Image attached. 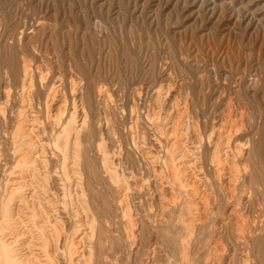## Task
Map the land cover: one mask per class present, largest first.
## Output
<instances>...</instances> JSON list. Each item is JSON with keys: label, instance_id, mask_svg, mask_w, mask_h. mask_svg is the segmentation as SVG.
<instances>
[{"label": "rangeland", "instance_id": "1", "mask_svg": "<svg viewBox=\"0 0 264 264\" xmlns=\"http://www.w3.org/2000/svg\"><path fill=\"white\" fill-rule=\"evenodd\" d=\"M0 237L16 264H264V0H0Z\"/></svg>", "mask_w": 264, "mask_h": 264}, {"label": "bare ground", "instance_id": "2", "mask_svg": "<svg viewBox=\"0 0 264 264\" xmlns=\"http://www.w3.org/2000/svg\"><path fill=\"white\" fill-rule=\"evenodd\" d=\"M47 43H48V42H47ZM38 59H39V58H38ZM23 61H24V60H23ZM39 61L41 62V60H39ZM25 63H26V62H25ZM37 64H38V63H37ZM41 64H42V63H41ZM26 65H27V63H26ZM23 66H24V65H23ZM26 67H27V66H26ZM26 67H25V68H26ZM35 67H36V66H35ZM44 67H45V66H44ZM27 68H29V67H27ZM25 71H26V69L24 70V73H25ZM40 71H41V70H40ZM28 72L30 73V71H28ZM72 73H73V72H72ZM26 74H27V73H26ZM30 74H31V73H30ZM28 75H29V74H28ZM28 75H27V77H28ZM24 76H25V75H24ZM43 76H44V75H43ZM55 76H56V74H55ZM44 78H45V77H44ZM44 78H43V79H44ZM74 78H75V77H74ZM23 81H24V80H23ZM24 82H25V81H24ZM60 82H61V81H60ZM57 83H58V82H57ZM166 83H167V82H166ZM28 84H29V83H28ZM53 84H54V83H53ZM26 86H27V85H26ZM75 86H76V85H75ZM99 86H100V85H99ZM56 87H58V86H56ZM53 88H54V87H53ZM72 88H73V87H72ZM77 88H78V87H77ZM101 88H102V87H101ZM168 88H169V87H168ZM23 89H24V88H23ZM26 89H27V88H26ZM29 89H30V88H29ZM70 89H71V88H70ZM98 89H99V88H98ZM98 89H97V90H98ZM133 89H134V88H133ZM4 90H5V89H4ZM30 90H31V89H30ZM57 90H58V89H57ZM68 90H69V89H68ZM50 91H51V89H50ZM53 91H54V90H53ZM157 91H158V90H157ZM23 92H24V91H23ZM31 92H32V91H31ZM51 92H52V91H51ZM57 92H58V91H57ZM75 92H76V91H75ZM26 93H27V92H26ZM52 93H53V92H52ZM52 93H51V94H52ZM136 93H137V92H136ZM160 93H161V92H160ZM22 94H23V93H22ZM96 94H98V93H96ZM158 94H159V93H158ZM158 94H157V95H158ZM166 94H167V93H166ZM32 95H33V94H32ZM99 95H100V94H99ZM26 96H27V95H26ZM22 97H23V96H22ZM57 97H58V96H57ZM158 97H159V95H158ZM161 97H162V96H161ZM51 99H52V97H51ZM56 99H58V98H56ZM160 99H161V98H160ZM28 100H29V99H28ZM48 101H49V100H48ZM49 102H50V101H49ZM58 103H59V102H58ZM160 103H161V101H160ZM43 104H44V103H43ZM46 104H47V103H46ZM48 104H49V103H48ZM77 104H78V103H77ZM75 105H76V104H75ZM75 105H74V106H75ZM232 105H233V104H232ZM52 106H53V105H52ZM27 107H28V106H27ZM48 107H49V106H48ZM53 107H54V106H53ZM79 107H81V106L79 105ZM175 107H176V106H175ZM21 108H23V106H22ZM24 108H25V107H24ZM24 108H23V109H24ZM28 108H29V107H28ZM61 108H62V107H61ZM173 108H174V107H173ZM180 108H181V107H180ZM183 108H184V106H183ZM51 109H52V108H51ZM30 110H31V109H30ZM74 110H75V109H74ZM100 110H101V109H100ZM85 111H86V109H84V106H82V125H81V128H82L83 125L85 124V119H86V112H85ZM59 112H60V111H59ZM78 112H79V111H78ZM154 112H155V111H154ZM170 112H171V111H170ZM181 112H182V110H181ZM28 113H29V112H28ZM69 114H71V113H69ZM171 114H172V113H171ZM182 114H183V113H182ZM223 114H224V113H223ZM18 115H19V114H18ZM23 115H24V114H23ZM53 115H54V114H53ZM61 116H62V115H61ZM156 116H157V115H156ZM243 116H244V115H243ZM243 116H241V117H243ZM46 117H47V116H46ZM56 117H57V116H56ZM148 117H149V116H148ZM150 117H152V115H150ZM182 117H183V115H182ZM224 117H225V116H224ZM226 117H227V116H226ZM23 118H24V117H23ZM23 118H22V119H23ZM78 118H79V117H78ZM171 118H172V116H171ZM56 119H57V118H56ZM56 119H55V120H56ZM62 119H63V118H62ZM80 119H81V117H80ZM178 119H179V118H178ZM182 119H183V118H182ZM187 119H188V118H187ZM228 119H229V118H228ZM25 120H26V119H25ZM25 120H24V121H25ZM30 120H31V119H30ZM33 120H34V119H33ZM160 120H161V119H160ZM175 120H176V119H175ZM175 120H174V121H175ZM226 120H227V119H226ZM232 120H233V119H232ZM64 121H65V120H64ZM163 121H164V120H163ZM222 121H223V120H222ZM228 121H229V120H228ZM223 122H226V121H223ZM16 123H17V122H16ZM25 123H26V122H25ZM51 123H52V122H51ZM68 123H69V122H68ZM186 123H187V122H186ZM27 124H28V123H27ZM229 124H230V123H229ZM25 126H26V125H25ZM50 126H51V125H50ZM154 126H155V125H154ZM163 126H164V124H163ZM51 127H52V126H51ZM172 127H173V125H172ZM186 127H187V124H186ZM192 127H193V126H192ZM212 127H213V126H212ZM229 127H230V126H229ZM235 127H236V126H235ZM21 128H23V126H22ZM21 128H18V134H19V132L21 133V132L24 131V130L22 131ZM25 128H26V127H25ZM65 128H66V127H65ZM67 128H68V127H67ZM159 128H160V127H159ZM184 128H185V127H184ZM215 128H216V127H215ZM215 128H214V129H215ZM23 129H24V128H23ZM29 129H30V128H29ZM50 129H51V128H50ZM69 129H70V128H69ZM154 129H155V127H154ZM74 130H75V129H74ZM155 130H156V129H155ZM182 130H184V129H182ZM217 130H218V129H217ZM27 131H28V129H27ZM64 131H65V130H64ZM68 131H69V130H68ZM71 131H73V130H71ZM215 131H216V130H215ZM229 131H230V130H229ZM136 132H137V131H136ZM156 132H157V131H156ZM178 132H180V131H178ZM221 132H222V131H221ZM23 133H24V132H23ZM51 133H52V132H51ZM71 133H72V132H71ZM157 133L159 134V132H157ZM172 133H173V132H172ZM219 133H220V132H219ZM226 133H229V132L226 131ZM235 133H236V132H235ZM26 134H27V133H26ZM49 134H50V133H49ZM136 134H137V133H136ZM141 134H142V133H141ZM161 134H162V133H161ZM180 134H181V133H180ZM197 134H198V133H197ZM67 135H68V134H67ZM219 135H220V134H219ZM17 136H18V135H17ZM20 136H21V135H20ZM72 136H73V135H72ZM111 136H113V135H111ZM177 136H178V135H177ZM198 136H199V135H198ZM206 136H207V135H206ZM214 136H215V135H214ZM222 136H223V135H222ZM231 136H232V135H231ZM21 137H22V136H21ZM143 137H144V136H143ZM228 137H230V136H228ZM18 138H19V137H18ZM25 138H26V137H25ZM72 138H73V137H72ZM72 138H71V139H72ZM114 138H115V137H114ZM222 138H223V137H222ZM226 138H227V137H226ZM226 138H225V139H226ZM31 139H33V137H32ZM71 139H70V140H71ZM217 139H219V138H217ZM28 140H29V139H28ZM72 140H73V139H72ZM139 140H140V139H139ZM200 140H201V138H200ZM223 140H224V139H223ZM229 140H230V139H229ZM20 141H22V140H20ZM134 141H135V140H134ZM172 141H173V140H172ZM185 141H186V140H185ZM24 142H25V141H24ZM31 142H32V141H31ZM58 142H59V140H58ZM173 142H174V141H173ZM178 142H179V141H178ZM178 142H177V143H178ZM212 142H213V141H212ZM226 142H227V141H226ZM32 143H36V142L34 141V142H32ZM71 143H72V144H71ZM137 143H138V142H137ZM181 143H182V142H181ZM217 143H218V142H217ZM219 143H220V142H219ZM221 143H223V142H221ZM224 143H225V142H224ZM21 144H22V143H21ZM23 144H24V143H23ZM38 144H39V143H38ZM183 144H185V143H183ZM210 144H211V143H210ZM210 144H209V145H210ZM226 144H227V143H226ZM235 144H237V143H235ZM28 145H30V144L28 143ZM61 145H62V144H61ZM67 145H68V149H67ZM167 145H168V144H167ZM179 145H180V144H179ZM212 145H213V144H212ZM31 146H32V145H31ZM36 146H37V145H36ZM70 146H72V148H73L72 151H75V152L78 154V152H79L80 142H79V137H78L77 135L75 136L73 142H71V141H69V140L66 139L65 142H64V144L60 147V149H61L60 152H62L63 157H65L67 154L70 155V153H68V152L70 151V149H71ZM101 146H102V145H101ZM138 146H139V145H138ZM182 146H183V145H182ZM222 146H223V145H222ZM237 146H239V145H237ZM234 147L236 148V146H234ZM241 147H242V146H241ZM241 147H240V148H241ZM33 148H34V147H33ZM101 148H102V147H101ZM176 148H177V147H176ZM178 148H179V147H178ZM238 148H239V147H238ZM238 148H237V149H238ZM22 149H23V148H22ZM115 149H116V148H115ZM183 149H184V147H183ZM190 149H191V148H190ZM216 149H217V148H216ZM176 150H177V149H176ZM197 150H198V147H197ZM209 150H210V149H209ZM224 150H225V149H224ZM114 151H115V150H114ZM172 151H173V150H172ZM180 151H181V149H180ZM184 151H185V150H184ZM192 151H193V150H192ZM101 152H102V151H101ZM104 152H105V151H104ZM166 152H167V151H166ZM185 152H186V151H185ZM194 152H195V151H194ZM218 152H219V149H218ZM221 152H222V150H221ZM27 153H28V152H27ZM71 153H72V152H71ZM98 153H99V152H98ZM118 153H119V152H118ZM144 153H145V152H144ZM182 153H183V152H182ZM187 153H188V152H187ZM187 153H186V154H187ZM237 153H238V152H237ZM20 154H21V153H20ZM221 154H222V153H221ZM228 154H229V153H228ZM28 155H29V154H28ZM72 155H73V153H72ZM100 155H102V153H101ZM170 155H171V153H170ZM174 155H175V154H174ZM182 155H183V154H182ZM184 155H185V153H184ZM211 155H212V154H211ZM75 156H77V155H75ZM165 156H167V155H165ZM178 156H180V155H178ZM188 156H189V155H188ZM191 156H193V155H191ZM194 156H195V155H194ZM196 156H197V155H196ZM232 156H233V155H232ZM237 156H238V155H237ZM169 157H170V156H169ZM213 157H214V156H213ZM216 157H217V156H216ZM28 158H30V157L28 156ZM31 158H32V157H31ZM67 158L69 159V157H67ZM192 158H193V157H192ZM218 158H219V157H218ZM218 158H217V160H218ZM226 158H227V155H226ZM242 158H243V157H242ZM34 159H35V158H33V160H34ZM78 159H79V158H78ZM187 159H188V157H187ZM211 159H212V158H211ZM220 159H221V158H220ZM227 159H228V158H227ZM231 159H232V158H231ZM233 159H234V158H233ZM14 160H15V159H14ZM73 160H74V159H73ZM102 160H103V158H102ZM144 160H145V159H143V161H144ZM146 160H147V159H146ZM146 160H145V161H146ZM156 160H157V159H156ZM225 160H226V159H225ZM40 161H42V160H40ZM46 161H47V160H46ZM210 161H211V160H210ZM25 162H26V161H25V159L23 158L22 161H21V166H23V165L25 164ZM67 162H68V161H67ZM70 162H71V161H70ZM104 162H106V161L104 160ZM189 162H190V161H189ZM196 162H197V161H196ZM220 162H221V161H220ZM234 162H235V161H234ZM19 163H20V162H19ZM29 163H30V162H29ZM75 163H76V161H75ZM154 163H155V162H154ZM192 163H193V162H192ZM192 163H191V164H192ZM217 163H218V162H217ZM222 163H224V162L222 161ZM242 163H243V162H242ZM26 164H27V163H26ZM164 164H165V163H164ZM164 164H163V165H164ZM240 164H241V163H240ZM243 164H244V163H243ZM104 165H105V164H104ZM150 165H151V164H150ZM150 165H149V166H150ZM175 165H176V164H175ZM177 165H178V164H177ZM185 165H186V164H185ZM230 165H232V164H230ZM230 165H229V166H230ZM26 166H28V165H26ZM65 166H66V165H65ZM105 166H107V165H105ZM165 166H166V164H165ZM218 166H219V165H218ZM227 166H228V165H227ZM234 166H235V165H234ZM245 166H246V164H245ZM66 167H67V166H66ZM213 167L215 168V167H217V165H216V166H213ZM221 167H222V166H221ZM67 168H68V167H67ZM197 168H198V167H197ZM217 168H218V167H217ZM229 168H230V167H229ZM40 169H41V168H40ZM73 169H74V168H73ZM107 169H108V168H107ZM152 169H153V168H152ZM191 169H192V168H191ZM198 169L200 170V168H198ZM178 170H179L180 174H181V172H182V174H183V171H182L181 168H179ZM232 170H233V168H232ZM236 170H237V169H236ZM172 171H174V170H172ZM224 171H225V170H224ZM230 171H231V170H230ZM238 171H239V170H238ZM123 172H124V171H123ZM167 172H168V171H167ZM192 172H193V171H192ZM213 172H214V171H213ZM215 172H216V171H215ZM215 172H214V173H215ZM19 173H20V172H19ZM33 173H34V172H33ZM67 173H68V172H67L66 168L64 167V169H63V175H64L65 178H68ZM193 173H195V172H193ZM219 173H220V172H219ZM219 173H218V174H219ZM231 173H233V172H231ZM68 174H70V173H68ZM130 174H131V173H130ZM153 174H154V173H153ZM168 174H169V173H168ZM188 174H189V173H188ZM106 175H107V174H106ZM213 175H214V174H213ZM223 175H224V174H223ZM232 175H234V174H232ZM245 175H246V174H245ZM19 176H20V175H19ZM19 176H18V177H19ZM21 176H22V175H21ZM23 176H24V175H23ZM30 176H31V175H30ZM44 176H45V175H44ZM118 176H119V175H118ZM178 176H179V175H178ZM226 176H227V175H226ZM235 176H236V174H235ZM15 177H16V176H15ZM18 177H17V178H18ZM48 177H49V176H48ZM169 177H170V176H169ZM109 178H110V177H109ZM156 178H157V177H156ZM172 178H173V177H172ZM195 178H196V177H195ZM197 178H198V177H197ZM218 178H219V176H218ZM218 178H215V179L218 180ZM224 178H225V177H224ZM121 179H122V178H121ZM148 179H149V178H148ZM160 179H161V177H160ZM199 179H200V178H199ZM230 179H231V178H230ZM15 180H16V179H15ZM170 180H171V179H170ZM48 181H49V180H48ZM159 181H160V180H159ZM190 181H191V180H190ZM190 181H189V183H191ZM201 181H202V180H201ZM12 182H13V181H12ZM21 182H22V181H21ZM28 182H29V181H28ZM120 182H121V181H120ZM122 182H124V181H122ZM169 182H170V181H169ZM230 182H231V181H230ZM19 183H20V182H19ZM25 183H27V182H25ZM70 183H71V182H70ZM109 183H110V182H109ZM151 183H152V182H151ZM170 183H171V182H170ZM172 183H173V182H172ZM193 183H194V182H193ZM195 183H196V182H195ZM197 183H198V180H197ZM199 183H200V182H199ZM225 183H226V182H225ZM231 183H232V182H231ZM17 184H18V183H17ZM23 184H24V183H23ZM23 184H22V185H23ZM28 184H29V183H28ZM117 184H118V183H117ZM126 184H127V183H126ZM187 184H188V183H187ZM227 184H228V182H227ZM18 185H19V184H18ZM29 185H30V184H29ZM111 185H112V184H111ZM118 185H119V184H118ZM225 185H226V184H225ZM247 185H248V184H247ZM27 186H28V185H27ZM43 186H44V185H43ZM116 186H117V185H116ZM176 186H177V185H176ZM185 186H186V185H185ZM204 186H205V185H204ZM233 186H234V185H233ZM233 186H232V187H233ZM13 187H14V186H13ZM25 187H26V186H25ZM117 187H118V186H117ZM123 187H124V186H123ZM140 187H141V186H140ZM172 187H173V186H172ZM223 187H224V186H223ZM223 187H222V188H223ZM14 188H15V187H14ZM28 188H29V186H28ZM43 188H45V187H43ZM71 188H72V187H71ZM119 188H120V187H119ZM192 188H193V187H192ZM196 188H197V187H196ZM201 188H203V187H201ZM201 188H200V189H201ZM230 188H231V187H230ZM233 188H234V187H233ZM233 188H231V190H233ZM6 189H7V188H6ZM29 189H30V188H29ZM80 189H81V188H80ZM80 189H79V190H80ZM154 189H155V188H154ZM157 189H158V188H157ZM188 189L191 190V188H188ZM193 189H194V188H193ZM193 189H192V190H193ZM225 189H226V188H225ZM10 190H11V189H10ZM81 190H82V189H81ZM121 190H122V189H121ZM139 190H140V189H139ZM197 190H198V189H197ZM7 191H9V190H7ZM31 191H32V190H31ZM161 191H162V190H161ZM193 191H194V190H193ZM233 191H234V190H233ZM243 191H244V189H243ZM32 192H34V191H32ZM70 192H71V191H70ZM118 192H119V190H118ZM159 192H160V191H159ZM190 192H191V191H190ZM190 192L187 191V190L185 191V193H186L185 196L188 197V199L186 198V199H187V202H188L189 200H191L192 197H193V196H190ZM204 192H205V191H203V194H204ZM225 192H226V190H225ZM24 193H25V192H24ZM120 193H121V192H120ZM199 193H200V192H199ZM29 194H31V193L29 192ZM32 194H33V193H32ZM32 194H31V195H32ZM203 194H202V195H203ZM229 194H230V193H229ZM23 195H24V194H23ZM27 195H28V194H27ZM232 195H233V194H232ZM82 196H83V195H82ZM84 196H85V195H84ZM120 196H121V195H120ZM159 196H160V194H159ZM203 196H206V195H203ZM226 196H227V193H226L225 197H226ZM228 196H229V195H228ZM22 197H23V196H22ZM32 197H33V196H32ZM161 197H162V196H161ZM175 197H177V196H175ZM195 197H196V196H195ZM206 197L208 198V196H206ZM206 197H202V198H206ZM16 198H17V197H16ZM72 198H73V197H72ZM75 198H76V197H75ZM118 198H119V197H118ZM120 198H121V197H120ZM130 198H131V197H130ZM159 198H160V197H159ZM172 198H174V197H172ZM184 198H185V197H184ZM226 198H227V197H226ZM230 198H231V197H230ZM230 198H227V200L230 199ZM7 199H8V198H7ZM29 199H30V198H29ZM193 199L195 200V198H193ZM200 199H201V197H200ZM208 199H209V198H208ZM235 199H236V198H235ZM33 200H35V199H33ZM36 200H37V199H36ZM126 200H127V199H126ZM164 200H165V199H164ZM171 200H172V199H171ZM3 201H4V200H3ZM26 201H27V199H26ZM38 201H39V200H38ZM72 201H74V200H72ZM82 201H83V200H82ZM99 201H100V200H99ZM122 201H123V200H122ZM162 201H163V200H162ZM177 201H178V200H177ZM202 201H204V200L202 199ZM209 201H210V199H209ZM212 201H214V200L212 199L211 202H212ZM237 201H238V200H237ZM240 201H241V200H240ZM5 202H6V201H5ZM33 202H34V201H33ZM44 202H45V201H44ZM74 202H75V201H74ZM125 202H126V201H125ZM189 202H190V201H189ZM192 202H193V200H192ZM214 202H215V201H214ZM214 202H212V204H213ZM77 203H79V202H77ZM169 203L171 204L172 202L169 201ZM169 203H168V204H169ZM173 203H174V202H173ZM197 203H198V202H197ZM200 203H202V202L199 201V204H200ZM244 203H245V202H244ZM31 204H32V203H31ZM47 204H48V203H47ZM84 204H85V203H84ZM86 204H87V203H86ZM160 204H161V203H160ZM163 204H164V203H163ZM208 204H210V203H208ZM241 204H242V203H241ZM35 205H36V204H35ZM171 205H172V204H171ZM206 205H207V204H206ZM244 205H245V204H244ZM9 206H11V205H9ZM42 206H43V205H42ZM64 206H65V205H64ZM82 206H83V205H82ZM164 206H166V205H163V208H164ZM214 206H215V205H214ZM36 207H37V206H36ZM44 207H45V206H44ZM80 207H81V206H80ZM80 207H79V208H80ZM196 207H197V206H196ZM201 207H202V206H201ZM201 207H200V208H201ZM231 207H232V206H231ZM28 208H29V207H28ZM30 208H31V207H30ZM84 208H86V207H84ZM84 208H83V210H84ZM87 208H88V207H87ZM122 208H123V207H122ZM148 208H149V207H148ZM151 208H152V207H151ZM157 208H158V207H157ZM236 208H237V211H238L239 208H238V207H235V209H236ZM20 209H21V208H20ZM34 209H36V208H34ZM76 209H78V208H76ZM81 209H82V208H81ZM164 209H165V208H164ZM203 209H205V207H203ZM206 209H207V208H206ZM231 209H234V208H231ZM31 210H32V209H31ZM44 210H45V209H44ZM49 210H50V209H49ZM86 210H87V209H86ZM124 210H125V209H124ZM157 210H158V209H157ZM165 210L167 211V208H166ZM229 210H230V207H229ZM239 210H240V209H239ZM262 210H263V208H262ZM32 211H33V210H32ZM84 211H85V210H84ZM84 211H83V212H84ZM87 211H88V210H87ZM106 211H107V210H106ZM121 211H122V209H121ZM196 211H197V209H196ZM201 211H202V210H201ZM203 211H204V210H203ZM203 211H202V213H203ZM213 211H214V210H213ZM37 212H38V211H37ZM51 212H52V211H51ZM198 212H200V210H198ZM85 213H86V212H85ZM158 213H159V212H158ZM200 213H201V212H200ZM202 213H201V214H202ZM109 214H110V213H109ZM128 214H129V213H128ZM204 214H205V212H204ZM22 215H23V214H22ZM25 215H26V214H25ZM85 215H86V214H84V217H85ZM89 215H90V214H89ZM126 215H127V214H126ZM199 215H200V214H199ZM245 215H246V214H245ZM245 215H243V216L245 217ZM9 216H10V215H9ZM11 216H12V215H11ZM11 216H10V217H11ZM13 216H14V215H13ZM13 216H12V217H13ZM28 216H29V215H28ZM37 216H38V215H37ZM37 216H36V217H37ZM90 216H91V215H90ZM156 216H157V215H156ZM160 216H161V215H160ZM201 216H202V215H201ZM201 216H200V217H201ZM223 216H224V215H223ZM235 216H236V215H235ZM10 217H9V219H10ZM15 217H16V215H15ZM39 217H40V216H39ZM41 217H42V216H41ZM200 217H199V218H200ZM50 218H51V217H50ZM86 218H87V217H86ZM159 218H160V217H158V219H159ZM201 218H202V217H201ZM201 218H200V219H201ZM235 218H236V217H235ZM11 219H13V218H11ZM128 219H129V218H128ZM132 219H133V218H132ZM163 219H164V218H163ZM237 219H238V215H237ZM16 220H17V219H16ZM20 220H22V218H21ZM40 220H41V218H40ZM51 220H53V219H51ZM57 220H58V219H57ZM153 220H154V219H153ZM224 220H226V219H224ZM22 221H23V220H22ZM60 221H61V220H60ZM125 221H126V220H125ZM127 221H128V220H127ZM154 221H155V220H154ZM221 221H222V220H221ZM17 222H18V221H17ZM34 222H36V225H37V222H38V221H35V220H34ZM81 222H82V221H81ZM174 222H175V221H174ZM235 222H236V221H235ZM40 223H41V222H40ZM79 223H80V222H79ZM155 223L158 224V223H160V222H157V221H156ZM222 223H223V222H222ZM237 223H238V222H237ZM237 223H234V225L237 224ZM252 223H253V222H252ZM18 224H19V223H18ZM21 224H22V223H21ZM53 224H54V223H53ZM123 224H124V223H123ZM123 224H122V225H123ZM178 224H179V223H178ZM198 224H199V223H198ZM239 224H240V223H239ZM242 224H243V223H242ZM253 224H254V223H253ZM23 225H24V224H23ZM23 225H22V226H23ZM25 225H26V224H25ZM38 225H39V224H38ZM45 225H46V224H45ZM56 225H57V224H56ZM56 225H55V226H56ZM134 225H135V224H134ZM194 225H195V224H194ZM218 225H219V224H218ZM234 225H233V226H234ZM237 225H238V224H237ZM237 225H236V226H237ZM20 226H21V225H20ZM58 226H59V225H58ZM123 226H124V225H123ZM233 226H232V228H233ZM240 226H241V225H240ZM242 226H243V225H242ZM38 227H39V226H38ZM38 227H37V228H38ZM45 227H46V226H45ZM47 227H48V226H47ZM56 227H57V226H56ZM128 227H130V226H128ZM135 227H136V226H135ZM215 227H216V226H215ZM234 227H235V226H234ZM237 227H238V226H237ZM251 227H253V226L251 225ZM58 228H59V227H58ZM61 228H62V227H61ZM217 228H218V227H217ZM238 228H239V227H238ZM238 228H237V231L240 233V230H239ZM10 229H11V228H10ZM43 229H44V226H43ZM125 229H127V228H125ZM189 229H190V228H189ZM11 230H12V229H11ZM26 230H27V229H26ZM46 230H47V229H46ZM58 230H59V229H58ZM152 230H153V229H152ZM181 230H182V229H181ZM218 230H219V229H218ZM7 231H8V230H7ZM13 231H15V230L13 229ZM183 231H184V230H183ZM237 231H236V228H235L234 234H235ZM22 232H23V231H22ZM28 232H29V231H28ZM47 232H49V230H48ZM189 232H190V230H189ZM8 233H9V232H8ZM10 233H11V232H10ZM15 233H16V232H15ZM18 233H19V232H18ZM4 234H5V233H4ZM26 234H27V233H26ZM29 234H30V233H29ZM49 234H50V233H49ZM126 234H129V233H126ZM214 234H215V233H214ZM237 234H238V233H237ZM2 235H3V234H2ZM63 235H64V234H63ZM192 235H193V234H192ZM215 235H216V234H215ZM215 235H214V236H215ZM3 236H4V235H3ZM9 236H10V235H9ZM46 236H47V235H46ZM50 236H51V235H50ZM197 236H198V235H197ZM12 238H14V236H13ZM47 238H48V237H47ZM48 239H49V238H48ZM50 239H51V238H50ZM21 240H22V239H21ZM212 240H215V239H212ZM236 240H237V239H236ZM238 240H239V239H238ZM5 241H6V239L2 241V240H1V237H0V259H4V261H5L6 264H16V263L13 261V259L11 258L12 256H11L10 253H9V251H10V247H9L10 244H9V243H10L11 240L9 241V243H8L7 241H6V242H7V243H6ZM22 241H23V240H22ZM33 241H35V240H33ZM74 241H76V240H74ZM72 242H73V241H72ZM213 242H214V241H212V244H213ZM216 242H220V240H219V241H216ZM53 243H54V242H53ZM125 243H126V242H125ZM210 243H211V242H210ZM214 243H215V242H214ZM23 244H24V242H23ZM28 244H29V243H28ZM32 244H33V243H32ZM215 244H216V243H215ZM18 245H19V244H18ZM38 245H39V244H38ZM77 245H78V244H77ZM209 245H210V244H209ZM28 246H29V245H28ZM53 246H54V245H53ZM213 246H214V245H213ZM15 247H17V246H15ZM38 247H40V245H39ZM50 247H51V246H50ZM50 247H49V248H50ZM78 247H79V246H78ZM214 247H215V246H214ZM222 247H223V246H222ZM12 248H13V247H12ZM23 248H24V247H23ZM27 248H29V247H27ZM216 248L218 249V247H216ZM219 248H220V247H219ZM19 249H20V247H19ZM19 249H18V250H19ZM214 249H215V248H214ZM217 249H216V251H217ZM221 249H224V248H221ZM14 251H15V250H14ZM21 251H22V249H21ZM74 251H75V250H74ZM23 252H24V251H23ZM49 252H50V251H49ZM52 252H53V251H52ZM219 252H220V251H219ZM219 252H218V253H219ZM221 252H222V251H221ZM18 253H19V252H18ZM26 253H27V252H26ZM50 253H51V252H50ZM50 253H49V254H50ZM72 253H73V252H72ZM147 253H148V252H147ZM21 254H22V253H21ZM33 254H34V253H33ZM24 255H25V254H24ZM52 255H53V254H52ZM146 255H147V254H146ZM215 255H216V254H215ZM29 257H30V255H29ZM32 257H33V256H32ZM18 258H20V256H19ZM208 258H209V254H208ZM23 259H24V258H23ZM25 259H28V258L25 257ZM25 259H24V260H25ZM30 259H31V258H30ZM52 259H53V258H52ZM241 259H242V258H241ZM31 260H32V259H31ZM36 260H37V259H36ZM206 260H207V259H206ZM54 261H55V259H54ZM56 261H57V260H56ZM77 261H78V260H77ZM203 261H204V260H203ZM238 261H239V260H238ZM32 262L35 264V261L32 260ZM79 262H80V261H79ZM84 262H85V261H84ZM206 262H207V261H206ZM22 263H23V262H22ZM24 263H25V262H24ZM24 263H23V264H24ZM39 263H40V262H39ZM56 263H57V262H56ZM85 263H86V262H85ZM155 264H156V263H155ZM157 264H159V263H157ZM202 264H203V263H202ZM204 264H206V263H204ZM237 264H238V263H237Z\"/></svg>", "mask_w": 264, "mask_h": 264}]
</instances>
